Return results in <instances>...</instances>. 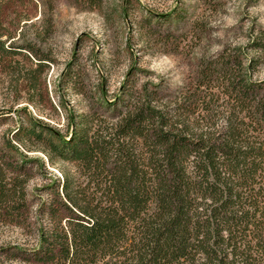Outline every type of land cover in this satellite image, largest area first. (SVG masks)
<instances>
[{"label":"trees","instance_id":"trees-1","mask_svg":"<svg viewBox=\"0 0 264 264\" xmlns=\"http://www.w3.org/2000/svg\"><path fill=\"white\" fill-rule=\"evenodd\" d=\"M52 11L53 0H0V73L30 105L42 95L49 60L37 43L53 28ZM249 46L251 56L234 48L203 60L172 98L124 88L104 104L112 116L82 111L64 132L17 110L0 137V226H31L27 186L43 162L27 152L72 170L59 168L45 186L44 224L25 261L264 264V87L252 80L264 65V30Z\"/></svg>","mask_w":264,"mask_h":264},{"label":"rangeland","instance_id":"rangeland-1","mask_svg":"<svg viewBox=\"0 0 264 264\" xmlns=\"http://www.w3.org/2000/svg\"><path fill=\"white\" fill-rule=\"evenodd\" d=\"M52 24L37 43L49 61L34 104L0 73V113L6 116L0 118V137H7L22 108V117L29 114L64 132L73 114L112 116L104 104L119 100L124 88L147 86L172 98L195 80L203 60L234 48L253 55L249 45L264 30V0H53ZM36 25L26 32L41 31ZM68 73L78 77V86H71ZM252 80L264 87V65ZM27 155L43 162L32 166L36 173L27 186L31 226H0V264H32L22 250L35 245V228L44 224L38 207L48 198L45 186L60 176L59 168L71 170L49 164L40 152Z\"/></svg>","mask_w":264,"mask_h":264}]
</instances>
